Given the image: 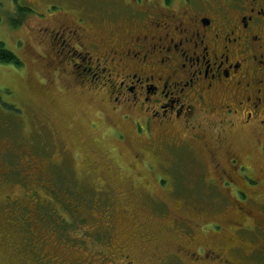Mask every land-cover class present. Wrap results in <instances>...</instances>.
Returning <instances> with one entry per match:
<instances>
[{"label": "rangeland", "instance_id": "rangeland-1", "mask_svg": "<svg viewBox=\"0 0 264 264\" xmlns=\"http://www.w3.org/2000/svg\"><path fill=\"white\" fill-rule=\"evenodd\" d=\"M121 3L0 0V45L21 61L0 63V264H259L260 250L264 264L254 218L238 211L236 199L225 200L233 190L223 180H215L220 189L211 186L219 173L201 144L188 141L195 154L143 147L147 139L107 101L44 66L42 42L64 16L50 13L80 14L99 31L103 12ZM220 145L222 157L254 153L248 163L261 181L264 156L252 137L226 135ZM242 176L248 196L261 193L251 173ZM229 180L242 187L239 177ZM246 206L264 218L259 204ZM208 248L220 258L196 259ZM241 249L252 250V260Z\"/></svg>", "mask_w": 264, "mask_h": 264}, {"label": "flooded vegetation", "instance_id": "flooded-vegetation-1", "mask_svg": "<svg viewBox=\"0 0 264 264\" xmlns=\"http://www.w3.org/2000/svg\"><path fill=\"white\" fill-rule=\"evenodd\" d=\"M122 2L103 12L99 31L80 14L50 13L64 16L46 28L50 38L42 42L44 66L107 101L125 126L147 139L143 147L160 152L187 147L194 153L197 146L188 141L201 144L219 173L209 183L220 189L215 180H223L220 186L232 188L229 196L222 194L225 200L236 199L238 211L254 218L252 225L264 239V218L246 206L251 200L264 210V176L255 179L248 163L254 153L219 154L223 138L239 134L252 137L254 150L264 156V0ZM213 137L216 145L207 139ZM243 171L251 173L260 194H246L243 188L251 186ZM234 177L242 187L229 180ZM237 230L251 233L247 226ZM241 251L252 260V250ZM259 253L255 263L262 264ZM196 257L220 258L213 248Z\"/></svg>", "mask_w": 264, "mask_h": 264}, {"label": "trees", "instance_id": "trees-1", "mask_svg": "<svg viewBox=\"0 0 264 264\" xmlns=\"http://www.w3.org/2000/svg\"><path fill=\"white\" fill-rule=\"evenodd\" d=\"M18 9L29 10L28 8H20V7H18ZM0 63H12L13 65L18 67L21 66V61L16 57V55L11 51L4 49L2 45H0Z\"/></svg>", "mask_w": 264, "mask_h": 264}]
</instances>
